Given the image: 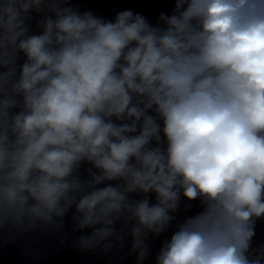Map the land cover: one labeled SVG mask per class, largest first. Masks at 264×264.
Instances as JSON below:
<instances>
[{"label": "clouds", "instance_id": "clouds-1", "mask_svg": "<svg viewBox=\"0 0 264 264\" xmlns=\"http://www.w3.org/2000/svg\"><path fill=\"white\" fill-rule=\"evenodd\" d=\"M69 212L81 252L130 236L143 264L176 222L155 264H264V0H174L155 25L0 0V239Z\"/></svg>", "mask_w": 264, "mask_h": 264}]
</instances>
